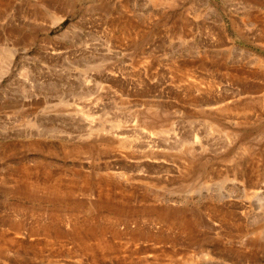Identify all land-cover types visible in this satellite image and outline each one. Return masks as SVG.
Returning <instances> with one entry per match:
<instances>
[{
	"label": "rangeland",
	"instance_id": "374dc122",
	"mask_svg": "<svg viewBox=\"0 0 264 264\" xmlns=\"http://www.w3.org/2000/svg\"><path fill=\"white\" fill-rule=\"evenodd\" d=\"M0 264H264V0H0Z\"/></svg>",
	"mask_w": 264,
	"mask_h": 264
}]
</instances>
